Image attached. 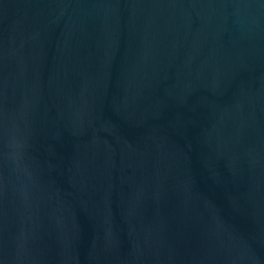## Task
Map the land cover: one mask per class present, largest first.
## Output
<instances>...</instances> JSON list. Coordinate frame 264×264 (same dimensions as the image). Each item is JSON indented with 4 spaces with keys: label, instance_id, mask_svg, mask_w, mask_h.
<instances>
[{
    "label": "water",
    "instance_id": "water-1",
    "mask_svg": "<svg viewBox=\"0 0 264 264\" xmlns=\"http://www.w3.org/2000/svg\"><path fill=\"white\" fill-rule=\"evenodd\" d=\"M0 264H264V0H0Z\"/></svg>",
    "mask_w": 264,
    "mask_h": 264
}]
</instances>
